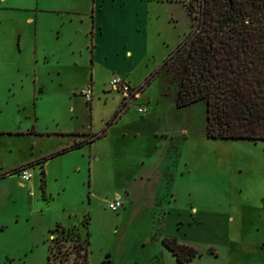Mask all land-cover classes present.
Listing matches in <instances>:
<instances>
[{
	"label": "rangeland",
	"instance_id": "obj_1",
	"mask_svg": "<svg viewBox=\"0 0 264 264\" xmlns=\"http://www.w3.org/2000/svg\"><path fill=\"white\" fill-rule=\"evenodd\" d=\"M95 1L38 0L37 80L29 39L18 51L14 38L32 27L23 16L36 0L0 1V264H45L49 231L81 237L83 221L87 264H178L164 239L196 252L182 264H264V142L206 139L203 101L176 107L164 72L149 78L189 30L188 0ZM78 9L86 12L70 13ZM125 74L141 88L123 119L87 147L46 157L44 179L33 166L21 184L14 168L62 145L37 130L100 134L120 100L108 81ZM150 151L149 162L137 155ZM115 194L122 207L112 213Z\"/></svg>",
	"mask_w": 264,
	"mask_h": 264
},
{
	"label": "trees",
	"instance_id": "obj_2",
	"mask_svg": "<svg viewBox=\"0 0 264 264\" xmlns=\"http://www.w3.org/2000/svg\"><path fill=\"white\" fill-rule=\"evenodd\" d=\"M186 8L189 30L149 78L164 72L176 107L203 101L206 139L264 142V0H188ZM80 227L81 237L58 225L49 231L45 264H87L86 222ZM162 245L178 264L196 255L174 240Z\"/></svg>",
	"mask_w": 264,
	"mask_h": 264
},
{
	"label": "crops",
	"instance_id": "obj_3",
	"mask_svg": "<svg viewBox=\"0 0 264 264\" xmlns=\"http://www.w3.org/2000/svg\"><path fill=\"white\" fill-rule=\"evenodd\" d=\"M2 3L3 2H5L6 0H0ZM95 1V0H94ZM96 2V1H95ZM37 3H38V0H36V4H35V6H33L32 8H28L29 10H34V12H33V14L32 15H24L23 16V23L24 24H27V25H32V27H30L29 29H26V31H24V34H23V31H22V29H19V28H17V29H14L15 31H14V38H15V41H16V48L18 49V51H20L21 50V48H22V46H21V44H20V42L21 41H23L24 40V35L29 39V41H30V47H31V52H32V54H33V57H34V59H33V61L31 62V68H30V72H31V74H32V76L37 80V74H36V72H37V66L38 65H40L41 63H44V62H39V60L37 59V57L38 56H36V55H39L40 53L41 54H43L44 52H43V50L42 49H40V48H38V44H37V41H38V36L40 35V33H39V30H38V28H37V7H38V5H37ZM3 9V8H2ZM6 9H14V10H16V8L14 7V6H11V5H9ZM86 12V10H84V9H78V10H75V11H73V12H70L71 14H79V13H85ZM92 20H96V25L98 24V25H100L99 24V22H98V20H97V18H95V15H94V17L92 16ZM92 29H93V22H92ZM96 30L97 29H95L94 28V32H96ZM12 33V32H11ZM3 36V35H2ZM95 37V36H94ZM72 41H73V39L70 37L69 39H68V44L69 45H71V43H72ZM1 42V41H0ZM1 46V45H0ZM10 53V52H9ZM44 55V54H43ZM41 56L42 58L44 57V56ZM123 55L124 56H126V57H129L130 56V51L129 50H124V53H123ZM95 61H96V59L93 57V56H91L90 57V64H91V67H94L95 66ZM73 63V62H72ZM62 68H64L63 66H61V65H59V64H56L55 66H54V71H53V73H54V75H56V76H60V75H62L63 74V70H62ZM113 73V72H112ZM127 76V74H125V75H123V76H119V77H122V78H124V77H126ZM125 79V78H124ZM126 80V79H125ZM126 82L127 83H129L127 80H126ZM130 84V83H129ZM131 85V84H130ZM42 87V85H40V88ZM85 88H87V86L85 87ZM88 88H90V87H88ZM141 88V87H140ZM83 91H81L80 92V95H81V93H82ZM82 96V95H81ZM139 96V93H137V97ZM136 97V98H137ZM133 100V99H132ZM131 101V100H130ZM130 101H128L125 105H123L121 108H120V110H118L117 111V109L120 107V100H119V98H117V100H116V102H115V104H114V107L113 108H115L114 109V111H113V113H112V115L111 116H109L108 117V115L106 116V117H108L107 119H106V123H105V128L104 129H102V130H107V129H109V128H111V126L112 125H116V123H118L119 121H121L122 119H123V117H124V113L127 111V104L130 102ZM174 101V100H173ZM88 104V103H87ZM72 107L71 106H68V109H71ZM115 112H116V114H115ZM145 119V120H144ZM141 120H144V121H146V117L144 118H142ZM143 121V122H144ZM106 125H108V126H106ZM140 128H142L143 129V131L140 133V135L141 136H144V138H154V137H156V135H155V131L153 130V127H151V128H147V125H140ZM101 130V131H102ZM33 131V133H35L36 131H34V130H32ZM101 131H100V133H101ZM177 133L178 134H180V135H185L186 134V129H184V128H182V127H179L178 128V131H177ZM104 134V133H103ZM55 136V137H57V138H61L62 140H61V142H62V145L61 146H59V147H56L52 152H50V153H46V154H44V153H37V158L36 159H27V160H25L24 162H22L20 165H18L16 168H14V169H18V168H20V167H22V166H26V165H28L29 166V168H31V167H33V166H37V170H38V174H39V176H41V180L42 179H44V176L45 175H47V171H45V167H47V164H45L46 163V161H47V159H45L46 157H49V156H51L52 154H55V153H57V152H60V151H62V150H65V152L64 153H62V154H59V155H56V156H54V157H58V156H61V155H66L67 153H69V152H71V151H74V150H78V149H80V148H83V147H87V146H89L90 144H92L93 142H91V143H89V144H87V145H81L83 142H86V141H89V139L91 138V137H94V136H97V135H93V134H87V133H85V132H81V131H79L78 129H76V128H69V129H57L56 131H53V132H50V133H41L40 131H38L37 130V138L38 137H47V136ZM99 135V134H98ZM149 135H151L152 137H150ZM164 136H168V135H164ZM103 137V135L100 137V138H102ZM99 138V139H100ZM64 141V142H63ZM95 141V140H94ZM76 144H78V145H80V146H77V147H75V148H70V147H72L73 145H76ZM151 149H153V152L155 151L154 149L156 148V146H155V144H152L151 145V147H150ZM150 149V150H151ZM151 154H153L152 153V151H150L149 153H147V154H143V153H138L137 155L139 156V158H140V160L142 161V160H144V159H148L147 161L149 162V160H151V158H150V156H151ZM155 156V155H154ZM50 159V158H49ZM144 162V161H143ZM75 170H77V172H79L80 171V168L77 166L76 168H75ZM41 172V173H40ZM31 178V177H30ZM142 179V177H140V178H138V180H141ZM41 185H40V187H42V183H40ZM43 195H44V193H43V191H42V193H41V196L43 197ZM115 196H117L118 198H119V196L117 195V194H115ZM122 204V203H121ZM121 207H122V205H121ZM120 207V208H121Z\"/></svg>",
	"mask_w": 264,
	"mask_h": 264
},
{
	"label": "built area",
	"instance_id": "obj_4",
	"mask_svg": "<svg viewBox=\"0 0 264 264\" xmlns=\"http://www.w3.org/2000/svg\"><path fill=\"white\" fill-rule=\"evenodd\" d=\"M109 88L120 94V103L125 105L128 101L136 98L138 89L131 86L122 77H111L108 81ZM84 101L89 103L91 100L90 88H85L81 93ZM137 112L142 113L143 109H137ZM14 174L19 178L20 183H26L30 179L29 166H22L14 171ZM121 201L117 196H114L112 200L106 203V209L112 213L117 212L121 207Z\"/></svg>",
	"mask_w": 264,
	"mask_h": 264
}]
</instances>
